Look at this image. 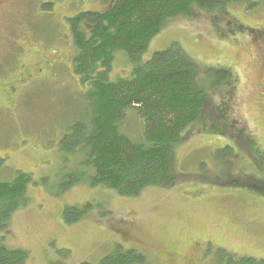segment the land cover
Listing matches in <instances>:
<instances>
[{
    "label": "rangeland",
    "instance_id": "rangeland-1",
    "mask_svg": "<svg viewBox=\"0 0 264 264\" xmlns=\"http://www.w3.org/2000/svg\"><path fill=\"white\" fill-rule=\"evenodd\" d=\"M10 1L0 23V181L23 172L33 182L26 206L0 233L4 246L29 252L28 264H99L116 245L136 249L146 264H216L222 250L264 259V198L255 190L264 186V0L174 18L151 40L145 59L178 43L201 73L225 69L229 80L177 148L175 185L135 198L85 183L60 193L63 173L76 165L60 143L86 107L66 20L108 5ZM130 75L129 62L116 56L112 79ZM132 116L123 131L137 137L141 122ZM228 145L235 148L228 163L216 160ZM86 204L90 213L65 223L66 208Z\"/></svg>",
    "mask_w": 264,
    "mask_h": 264
},
{
    "label": "trees",
    "instance_id": "trees-1",
    "mask_svg": "<svg viewBox=\"0 0 264 264\" xmlns=\"http://www.w3.org/2000/svg\"><path fill=\"white\" fill-rule=\"evenodd\" d=\"M104 1L106 8L66 20L74 49L73 73L85 89L86 107L84 115L67 126L60 143L62 156L76 159L75 170L63 173L60 193L85 183L135 198L151 187L175 185L177 148L207 108L210 94L229 80L225 69L201 73L178 43L145 59L151 40L174 18L192 17L196 11L223 12L232 5L254 9L262 0ZM121 55L131 65V75L114 80L113 63ZM131 115L141 122L137 137L123 131ZM233 151L228 145L213 157L228 163ZM223 181L221 177L212 183ZM32 182V176L23 172L11 182L0 181V233L8 231L15 211L26 206ZM255 190L264 198V186ZM92 207L66 208L65 223L76 224ZM3 240L1 236L0 264H28L29 252L8 250ZM140 254L116 245L99 264H146ZM221 256L216 264H264V259L238 257L225 250Z\"/></svg>",
    "mask_w": 264,
    "mask_h": 264
},
{
    "label": "flooded vegetation",
    "instance_id": "flooded-vegetation-1",
    "mask_svg": "<svg viewBox=\"0 0 264 264\" xmlns=\"http://www.w3.org/2000/svg\"><path fill=\"white\" fill-rule=\"evenodd\" d=\"M10 0H0V23L4 21L8 9H9V4H12Z\"/></svg>",
    "mask_w": 264,
    "mask_h": 264
}]
</instances>
